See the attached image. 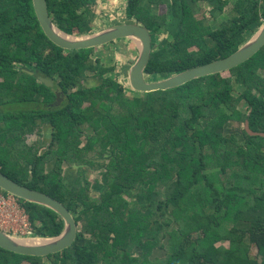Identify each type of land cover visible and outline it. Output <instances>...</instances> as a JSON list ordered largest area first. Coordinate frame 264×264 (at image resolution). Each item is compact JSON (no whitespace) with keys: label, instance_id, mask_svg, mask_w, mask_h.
Here are the masks:
<instances>
[{"label":"trees","instance_id":"16d2710c","mask_svg":"<svg viewBox=\"0 0 264 264\" xmlns=\"http://www.w3.org/2000/svg\"><path fill=\"white\" fill-rule=\"evenodd\" d=\"M199 2L214 6L216 20L233 3L236 14L218 29L207 28L197 19ZM96 5L47 0L55 25L72 35L93 31ZM154 5L167 9L159 21ZM125 11L151 34L171 36L157 50L153 43L145 71L159 79L234 55L264 24V0H127ZM94 50L65 51L52 43L32 0H0V106L14 107L0 110V171L61 201L79 226L74 243L61 252L28 256L0 247V264H264V48L228 76L196 79L144 99L126 94L119 82L126 69L104 77L115 69L96 64ZM91 76L101 84L85 89ZM242 102L251 113L238 110ZM230 122L248 123L258 135L246 126L226 133ZM49 125L51 143L39 155L44 145L27 147L24 136L42 135ZM111 146L118 154L108 165L87 160ZM49 163H55L51 171ZM65 164L109 170L100 199L91 181H83L82 168L73 182L66 180ZM19 201L35 235L62 232L57 212ZM224 241L230 246H217ZM251 244L258 248L254 258ZM158 249L163 258L151 260Z\"/></svg>","mask_w":264,"mask_h":264},{"label":"water","instance_id":"95a60500","mask_svg":"<svg viewBox=\"0 0 264 264\" xmlns=\"http://www.w3.org/2000/svg\"><path fill=\"white\" fill-rule=\"evenodd\" d=\"M32 1L35 14L45 35L52 43L65 51L99 48L118 40L136 42L139 49L138 56L130 64L126 65L127 76L125 81L127 82V88L140 94L167 91L184 86L196 79L229 72L250 61L264 48L263 24L257 33L234 55L208 65L192 68L182 73L153 81L149 79L150 75L145 73L153 52L152 34L142 24L136 23L134 19L129 18L130 22L124 20L123 23H120L121 21L118 20L116 24L105 29L92 31L86 35H72L62 31L55 25L48 10L47 0ZM40 80L48 86L53 85L51 80ZM100 84L101 82L97 79H89L84 82V88L88 89ZM49 128L47 136L51 137L52 126H49ZM246 129L250 134L258 135V133L249 129L248 123L246 124ZM241 139L244 141L243 138ZM0 188L20 199L52 209L63 218L65 224L62 232L56 236H38L35 234L24 236L0 228V247L22 255L44 257L61 252L74 243L77 238L78 223L72 212L61 201L47 193L19 183L1 171Z\"/></svg>","mask_w":264,"mask_h":264},{"label":"rangeland","instance_id":"374dc122","mask_svg":"<svg viewBox=\"0 0 264 264\" xmlns=\"http://www.w3.org/2000/svg\"><path fill=\"white\" fill-rule=\"evenodd\" d=\"M104 1V2H103ZM101 2L98 1V4L95 6L94 10L97 16V19H95V25L93 26V31H97L100 29H105L113 24H116L118 22V20H120V23H123V21H127L130 22L129 17L124 16L123 12L125 9V6L127 5V0H103ZM199 9L201 10L199 15L197 16L199 20L203 21L204 24L207 26V28H214V29H218L220 27V25H222V23L226 20H228L230 17L234 16L236 13L232 12L233 6L231 7H227V12L224 16H222L220 19L216 20L212 17V13L210 12L211 10H214V6L212 5H208L205 3H200L199 5ZM111 9L113 10H117L116 12H111V14L115 15V18L113 20H111L110 18L107 17V10L111 11ZM153 9V15L157 16V20H160V17H163L164 15L167 14V9L165 6H152ZM126 15V12H125ZM107 18V19H106ZM106 20V21H105ZM173 18L171 15L168 16V23L172 22ZM144 26V24H142ZM164 35H166V33H162L160 36L159 35H155L153 36V43L155 44V49L157 50V47L161 44L162 38L165 37ZM170 40H172V38H170ZM117 46H107L104 48H100L97 49V51L94 50V54H93V59L95 60L96 64H99L101 66H115L117 67V69L124 71L125 69H127V64H130V62H132L134 59H136V57L138 56V45L136 44V42L134 41H128V45H127V41H121L118 44H116ZM129 47V48H128ZM133 47V48H132ZM129 49H134L135 50V56L134 59L132 61H127L126 59H128V57L126 55H128V50ZM67 53V52H66ZM68 54V53H67ZM260 74L263 76L264 75V71H260ZM228 72H225L224 76H228ZM107 76L109 77H114V74L111 73L110 75L108 74ZM149 79L156 81L159 80L158 76H151ZM121 80V79H119ZM121 83H125L124 86H126L127 82L125 81V78L121 80ZM87 84V83H86ZM88 85H90L88 83ZM129 91H131V95L135 96V97H141L142 99L145 98L144 94H140V93H136L133 92L130 89H127ZM128 91V92H129ZM127 92V91H126ZM237 93H240V91H238ZM235 93V94H237ZM257 93V91L255 92ZM129 94V93H128ZM237 96V95H236ZM238 110L241 111H246L249 113L250 108L248 107V104L246 102H242L239 107ZM205 123V121H203V124ZM237 127H239L238 123L235 122H230L226 127H225V132L226 133H234V134H239V131H237ZM245 128V125H241V127H239V130H241L242 128ZM49 126L45 128V132H44V136H28L27 138H25V142L27 143V145H33V143L35 141H42L44 144V147L41 151V153H43L44 151L47 150V147L49 146V144L51 143L50 138L48 137L47 134L48 132ZM236 129V130H235ZM93 132H86V135H92ZM242 137L239 136V140L243 143V140L241 139ZM85 138H83V143L81 146L84 145V140ZM118 154V152L113 151V147H109L107 148L106 154L105 155H96L95 157L93 156V158H87V160H90L92 162H104L106 165H108V163L110 162V160L116 159V155ZM55 166V163H49L46 166V170L47 171H51ZM64 167H66V171L63 172V176L66 180H69L71 182H73V179L78 175V171H79V167H69L68 165H64ZM63 167V169H64ZM110 171L109 170H105L103 169H98V170H92L88 167H84L83 168V181L84 180H90L92 183V195L95 196L96 199H100V193L103 192V190L105 189V187L109 184V175ZM172 227H177V225L174 223ZM90 236V234H89ZM165 245H168V241H165ZM217 246H225V247H229L230 243L229 242H220L217 244ZM136 250H140L139 248ZM157 250H153L152 253H154V255L152 254L151 256V260H154L156 258H163L165 251L158 249ZM140 252V251H139ZM258 254V248L254 245L251 244L250 245V249H249V255L251 257H256ZM22 264H29L28 262H24ZM44 264H54L51 260L49 259H45Z\"/></svg>","mask_w":264,"mask_h":264},{"label":"built area","instance_id":"2783aa9c","mask_svg":"<svg viewBox=\"0 0 264 264\" xmlns=\"http://www.w3.org/2000/svg\"><path fill=\"white\" fill-rule=\"evenodd\" d=\"M0 228L18 235H33L29 214L19 198L0 189Z\"/></svg>","mask_w":264,"mask_h":264},{"label":"flooded vegetation","instance_id":"af4514ba","mask_svg":"<svg viewBox=\"0 0 264 264\" xmlns=\"http://www.w3.org/2000/svg\"><path fill=\"white\" fill-rule=\"evenodd\" d=\"M125 8H126V6H125ZM117 10H113V9H111V11H109V10H107V17L108 18H110L111 20H113L114 18H115V15H113V14H111V12H116ZM125 9H124V12H123V15L124 16H126L125 15ZM107 19V18H106ZM106 21V20H105ZM173 22V21H172ZM170 23V22H169ZM94 24H95V22H94ZM93 24V25H94ZM166 33V32H165ZM155 35H158V34H155ZM161 34H159V36H160ZM153 36H154V34H152V41H153ZM165 37H163L162 38V41L161 42H163L165 39H167V40H170V38H171V36L168 34V33H166V35H164ZM121 41H127V40H118V41H115V42H113V43H110V44H108V45H106V46H103V47H99V48H94L95 49V51H97V49H100V48H104V47H107V46H117L116 44H118L119 42H121ZM127 45H128V42H127ZM129 48V47H128ZM133 48V47H132ZM135 50L134 49H129L128 50V55H126L127 57H128V59H126L127 61L129 60V61H132L133 59H134V56H135ZM93 58V57H92ZM103 67H105V66H103ZM105 68H114L115 70H114V72H113V74H114V77L116 76L117 77V75H116V73L117 72H120V74H123V71H121V70H119V69H117V67H115V66H107V67H105ZM16 69H20V67L19 66H17L16 67ZM116 72V73H115ZM111 73H109V75H110ZM108 74H105L104 75V77H109V76H107ZM122 76V75H121ZM93 77L91 76V78L90 79H92ZM41 79H44V78H41ZM121 80L122 79H124L123 77H121L120 78ZM47 80V79H46ZM121 80H119V82L121 83ZM53 83V82H52ZM121 84H123V83H121ZM124 85V84H123ZM48 86V85H47ZM48 87H54V84L52 85V86H48ZM127 89H129V88H127L126 86H125V92H126V94L127 95H129V96H132L131 95V91H129V90H127ZM129 91V92H128ZM129 93V94H128ZM63 97H61V92L59 91V89H57V98H56V102H55V104H57L59 107H61L62 106V104H63ZM249 106V105H248ZM20 108H22V106H19ZM53 107V106H52ZM14 109V107L13 106H11L9 103H6L4 106H0V110H2V112H3V110H7V111H12ZM251 111H252V109L250 108V111H249V113H251ZM50 126V125H49ZM245 126H246V124H245ZM46 127H48V126H46ZM50 129V128H49ZM48 129V130H49ZM51 131L53 132V127L51 128ZM44 132H45V129L43 130V134L42 135H39V136H44ZM28 136H37V134L35 133V134H28V135H25L24 136V142H25V138H27ZM51 139H52V137H51ZM36 142V141H35ZM35 142L33 143V144H35ZM40 143H41V145L43 146V142L42 141H40ZM25 144L27 145V143L25 142ZM32 145H28L27 147H31ZM49 146H50V144H49ZM48 146V147H49ZM26 146H22V148H25ZM48 147H47V149H48ZM45 148V147H44ZM43 149V148H42ZM42 149L39 151V155H41L42 153H41V151H42ZM48 165V164H47ZM46 165V166H47ZM66 165V164H65ZM86 166H89V165H85V166H81L82 167V169L84 168V167H86ZM64 167V166H63ZM65 171V170H64ZM20 199V198H19ZM25 262H27V261H25Z\"/></svg>","mask_w":264,"mask_h":264},{"label":"crops","instance_id":"0c3cea01","mask_svg":"<svg viewBox=\"0 0 264 264\" xmlns=\"http://www.w3.org/2000/svg\"><path fill=\"white\" fill-rule=\"evenodd\" d=\"M98 1L100 2V0H97V4H98ZM200 3L208 4V3H206V2H199L198 5H199ZM208 5H209V4H208ZM234 5H235V4L233 3V4H231L229 7L233 6L232 12L235 13V11H234ZM226 10H227V8H226ZM210 12H212V10H211ZM226 12H227V11H226ZM94 25H95V24H94ZM94 25H93V26H94ZM127 42H128V40H127ZM36 142H39V141H36ZM36 142H35V143H36ZM68 166H69V165H68ZM73 166L79 167V169L82 168V167L79 166V165H73ZM73 166H72V167H73ZM69 167H70V166H69ZM64 170L66 171V167H64Z\"/></svg>","mask_w":264,"mask_h":264},{"label":"clouds","instance_id":"9594fccd","mask_svg":"<svg viewBox=\"0 0 264 264\" xmlns=\"http://www.w3.org/2000/svg\"><path fill=\"white\" fill-rule=\"evenodd\" d=\"M77 222V221H76ZM78 230H79V226H78Z\"/></svg>","mask_w":264,"mask_h":264}]
</instances>
